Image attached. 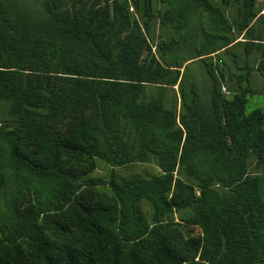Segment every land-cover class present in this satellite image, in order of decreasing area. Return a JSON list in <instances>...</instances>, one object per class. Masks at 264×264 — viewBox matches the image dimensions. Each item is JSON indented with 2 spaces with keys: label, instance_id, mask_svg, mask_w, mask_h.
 I'll list each match as a JSON object with an SVG mask.
<instances>
[{
  "label": "trees",
  "instance_id": "obj_1",
  "mask_svg": "<svg viewBox=\"0 0 264 264\" xmlns=\"http://www.w3.org/2000/svg\"><path fill=\"white\" fill-rule=\"evenodd\" d=\"M254 71L264 0H0V264H264Z\"/></svg>",
  "mask_w": 264,
  "mask_h": 264
},
{
  "label": "rangeland",
  "instance_id": "obj_2",
  "mask_svg": "<svg viewBox=\"0 0 264 264\" xmlns=\"http://www.w3.org/2000/svg\"><path fill=\"white\" fill-rule=\"evenodd\" d=\"M164 5L161 3L157 4V7L160 9L162 8ZM228 15L230 17H235L237 15V7L236 6H232V7H225ZM203 22L206 26L208 24V20L205 17H196L194 18V20L192 21L190 28H189V33L190 34H194L196 32V30L198 29L197 27V22ZM154 30L156 33V42L158 41L157 37L159 36V34L164 35L165 37H170L174 34V31L172 29H160L159 24L154 25ZM234 35L236 37H239L238 42L234 47L230 48L232 53H235L239 56V61L240 63H244V60L246 59V54H245V48L242 45L245 37L244 36H239L237 32L234 33ZM233 56L232 55H228L226 54V52H221L220 56H215V60L216 62L221 66V67H225L227 68V66H225V64L227 65H231L233 68L236 66L235 64H233ZM261 53L260 52H254L250 58L249 61L252 65H254V67H258L260 62H261ZM193 68V66H192ZM194 69L195 71L198 73V78L199 81L201 83V86L203 88H206L208 83H207V77L205 75L204 69L202 67V63L199 62H195L194 64ZM253 86H254V90L257 92V94H254L252 96L249 97L250 101L247 105V109L249 112L259 109V108H264V77L261 75V73H259L258 71H254L253 72ZM227 86V85H226ZM176 97H178V105L180 104L179 102V96H178V88H176ZM173 98H175L174 95H172ZM110 171V167L103 163L100 162L99 163V168L97 169V171L95 172V174L93 175L94 178L99 179V180H106L108 173ZM160 168L157 166V164L155 162L149 163V164H144V165H136L132 168H124V169H118V172L120 173V175L125 176V177H129L135 174H141L147 177H151V176H155L158 175L160 173ZM146 214H150L151 209L149 207V205L144 204L143 206Z\"/></svg>",
  "mask_w": 264,
  "mask_h": 264
},
{
  "label": "built area",
  "instance_id": "obj_3",
  "mask_svg": "<svg viewBox=\"0 0 264 264\" xmlns=\"http://www.w3.org/2000/svg\"><path fill=\"white\" fill-rule=\"evenodd\" d=\"M227 94H230L229 92H227Z\"/></svg>",
  "mask_w": 264,
  "mask_h": 264
}]
</instances>
